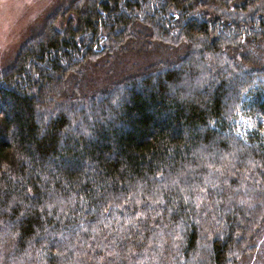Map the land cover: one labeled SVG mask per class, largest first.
Listing matches in <instances>:
<instances>
[{"label":"trees","instance_id":"16d2710c","mask_svg":"<svg viewBox=\"0 0 264 264\" xmlns=\"http://www.w3.org/2000/svg\"><path fill=\"white\" fill-rule=\"evenodd\" d=\"M41 34L0 71V264H253L264 0H71Z\"/></svg>","mask_w":264,"mask_h":264},{"label":"rangeland","instance_id":"374dc122","mask_svg":"<svg viewBox=\"0 0 264 264\" xmlns=\"http://www.w3.org/2000/svg\"><path fill=\"white\" fill-rule=\"evenodd\" d=\"M70 1L0 0V71L11 67L24 45L42 35L54 11L60 6H67ZM93 73L94 71H88L91 84H94ZM257 116L261 114L258 113ZM253 117L242 116L240 125L247 130H255L261 121L255 119V114ZM253 264H264V253L257 255Z\"/></svg>","mask_w":264,"mask_h":264}]
</instances>
